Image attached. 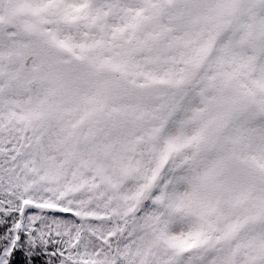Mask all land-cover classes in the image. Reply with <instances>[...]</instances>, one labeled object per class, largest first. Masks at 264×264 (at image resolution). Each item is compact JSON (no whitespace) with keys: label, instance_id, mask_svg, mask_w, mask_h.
<instances>
[{"label":"snow or ice","instance_id":"obj_1","mask_svg":"<svg viewBox=\"0 0 264 264\" xmlns=\"http://www.w3.org/2000/svg\"><path fill=\"white\" fill-rule=\"evenodd\" d=\"M0 264H264V0H0Z\"/></svg>","mask_w":264,"mask_h":264}]
</instances>
